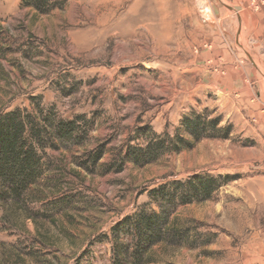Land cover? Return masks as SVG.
<instances>
[{
  "label": "rangeland",
  "instance_id": "obj_1",
  "mask_svg": "<svg viewBox=\"0 0 264 264\" xmlns=\"http://www.w3.org/2000/svg\"><path fill=\"white\" fill-rule=\"evenodd\" d=\"M218 1L66 0L38 14L0 0V115L26 112L45 140L42 175L18 202L25 212L14 211L15 198L0 203V264H112L115 224L158 212L151 189L204 174L234 180L175 209L170 223L194 247L162 242L145 264H264V136L239 133L217 94L201 93L202 72L190 71V39ZM247 7L264 14V0ZM202 112L230 126L228 138L184 135L192 147L143 166L126 157L154 134L183 133L182 119ZM69 121L72 143L47 135Z\"/></svg>",
  "mask_w": 264,
  "mask_h": 264
},
{
  "label": "trees",
  "instance_id": "obj_2",
  "mask_svg": "<svg viewBox=\"0 0 264 264\" xmlns=\"http://www.w3.org/2000/svg\"><path fill=\"white\" fill-rule=\"evenodd\" d=\"M61 4L55 0H21L20 7L46 14L56 6L61 7ZM220 121L219 117L209 118L206 112L184 117L181 121L183 133L177 131L174 137H170L167 132L154 134L144 148L129 147L126 157L133 164L143 166L163 156L165 152L178 153L184 148L192 147V142L203 138L226 139L231 127L219 128ZM35 122L31 115L20 110L0 115V203L8 201L9 197L15 198V204H11L14 211L23 213V206L18 202L31 195L30 188L36 184V179L43 172L42 158L38 150L45 145L44 131ZM74 132V122H59L55 131L47 135L64 143H72ZM184 135L190 137L192 142L185 139ZM100 158L99 153L93 158V162ZM118 166L116 171L122 168ZM233 180L228 175L204 174L151 189L148 198L151 203L158 205V212L139 209L111 228L112 264H145L150 259L149 252L152 247L162 242L189 244L191 233L170 223L175 209L207 201L220 187ZM35 194L41 195L40 192ZM189 247H194L193 243Z\"/></svg>",
  "mask_w": 264,
  "mask_h": 264
},
{
  "label": "crops",
  "instance_id": "obj_3",
  "mask_svg": "<svg viewBox=\"0 0 264 264\" xmlns=\"http://www.w3.org/2000/svg\"><path fill=\"white\" fill-rule=\"evenodd\" d=\"M249 1L219 0L222 7L215 8L214 15H205V24L195 30L188 52L195 56L190 71L200 70L208 82L201 93H216L214 104L220 114L230 119L239 133L261 141L264 81L259 72H264V14L252 12L247 7ZM242 53L249 56V65L239 58Z\"/></svg>",
  "mask_w": 264,
  "mask_h": 264
}]
</instances>
